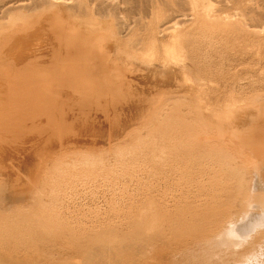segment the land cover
Returning a JSON list of instances; mask_svg holds the SVG:
<instances>
[{
    "label": "rangeland",
    "instance_id": "374dc122",
    "mask_svg": "<svg viewBox=\"0 0 264 264\" xmlns=\"http://www.w3.org/2000/svg\"><path fill=\"white\" fill-rule=\"evenodd\" d=\"M263 120L264 0H0V264H264Z\"/></svg>",
    "mask_w": 264,
    "mask_h": 264
},
{
    "label": "bare ground",
    "instance_id": "6f19581e",
    "mask_svg": "<svg viewBox=\"0 0 264 264\" xmlns=\"http://www.w3.org/2000/svg\"><path fill=\"white\" fill-rule=\"evenodd\" d=\"M87 53H88V52H87ZM90 55H91V54H90ZM90 55H89V56H90ZM91 56H92V55H91ZM85 57H87V56L85 55ZM83 58H84V57H83ZM87 58H88V57H87ZM84 60H85V59H84ZM98 69H99V68H98ZM100 69H101V68H100ZM102 70H103V69H102ZM103 74H104V73H103ZM103 74H102V75H103ZM105 74H106V73H105ZM106 75H107V74H106ZM106 75H104V76H106ZM100 77H101V75H100ZM102 77H103V76H102ZM110 77H111V76H110ZM103 78H104V80H106L105 77H103ZM99 79H100V78L98 77L97 80H99ZM95 81H96V80H95ZM100 81L102 82L103 80L100 79ZM97 82H99V81H97ZM105 82H106V81H105ZM94 83H96V82H94ZM102 84H103V83H102ZM102 84H101V86H102ZM96 85H97V86H94L96 91L94 92L93 96H95L96 93H97V96L99 95L98 97L100 98L101 95H102V93L99 91V89L101 90L102 88L98 87V83H97ZM104 85H106V84L104 83L103 86H104ZM108 86H109V85H108ZM131 89H132V88H131ZM102 90H103V89H102ZM117 90H118V89H117ZM103 91H104V90H103ZM165 91H166V90H165ZM131 93H132V91H131ZM121 95H122V94H121ZM123 95H124V94H123ZM117 96H118V95H117ZM117 96H116V97H117ZM130 96H131V95H130ZM95 97H96V96H95ZM131 97H132V96H131ZM96 98H97V97H96ZM99 100H100V99H99ZM149 101H150V100H149ZM152 101H153V100H152ZM131 103H132V102H131ZM256 111H257V110H256ZM246 117H247V116H246ZM258 119H259V118H258ZM252 122H253V121H252ZM258 122H259V121H258ZM263 123H264V120H263ZM263 123H262V124H263ZM257 124H259V123H257ZM259 125H260V124H259ZM251 128L254 129V126L251 127ZM255 128H257V127H255ZM262 129H264V126H263V125H262V127H261V131H262ZM258 131H259V130H258ZM260 134H261V133H260ZM246 135H247V134H246ZM254 137H256V136H254ZM261 138H262V140H263L262 142L264 143V136L261 137ZM243 139H244V138H243ZM247 141H248V140H247ZM262 142H261V143H262ZM251 145H252V144H251ZM263 147H264V146H263ZM263 147H262V148H258V146H257V148H254V149H256V150H255V153H256L257 155L261 156V157H260V160H261V158L264 160V148H263ZM242 151H244V150H242ZM248 151H249V150H248ZM252 151H253V150H252ZM250 152H251V151H250ZM253 152H254V151H253ZM251 158H252V157H251ZM252 159H253V158H252ZM256 159H258V158H256ZM254 162H255V161H254ZM256 162L258 163L259 161H256ZM261 162H262V161H261ZM255 168H256V167H255ZM258 169H259V166H258ZM258 169H257V170H258ZM259 170H261V169H259ZM261 172H264V170H262ZM261 172H260V173H261ZM256 173H257V172H256ZM258 173H259V172H258ZM260 175H261V174H259V176H260ZM261 176H262V175H261ZM261 176H260V177H261ZM262 181H263V180H262ZM262 183H264V182H262ZM262 183H261V184H262ZM262 185H263V184H262ZM24 186H25V185H24ZM261 187H263V186H261ZM262 191H263V190H262ZM22 194H23V193H22ZM263 195H264V194H263ZM18 196H19V195H18ZM262 200H263V199H262ZM262 202H263V201H262Z\"/></svg>",
    "mask_w": 264,
    "mask_h": 264
}]
</instances>
